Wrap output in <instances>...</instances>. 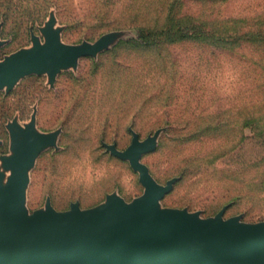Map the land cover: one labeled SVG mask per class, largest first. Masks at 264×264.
<instances>
[{
  "label": "rangeland",
  "instance_id": "rangeland-1",
  "mask_svg": "<svg viewBox=\"0 0 264 264\" xmlns=\"http://www.w3.org/2000/svg\"><path fill=\"white\" fill-rule=\"evenodd\" d=\"M50 38L70 54L0 87L2 192L31 129L27 213L133 202L138 136L159 207L264 220V0H0V61Z\"/></svg>",
  "mask_w": 264,
  "mask_h": 264
},
{
  "label": "water",
  "instance_id": "water-1",
  "mask_svg": "<svg viewBox=\"0 0 264 264\" xmlns=\"http://www.w3.org/2000/svg\"><path fill=\"white\" fill-rule=\"evenodd\" d=\"M70 51L52 38L45 45L21 50L0 61V87L36 70L54 69ZM31 129L15 138L17 156L9 188H0V264H264V220L200 217L184 208L159 207L173 181L158 183L141 152L155 143L135 136L124 152L141 172L146 192L133 202L113 195L108 202L68 210L51 203L27 213L23 206L27 169L34 147L42 144Z\"/></svg>",
  "mask_w": 264,
  "mask_h": 264
}]
</instances>
